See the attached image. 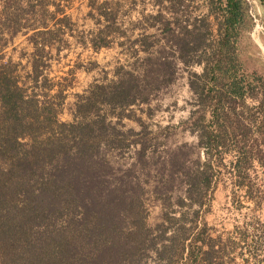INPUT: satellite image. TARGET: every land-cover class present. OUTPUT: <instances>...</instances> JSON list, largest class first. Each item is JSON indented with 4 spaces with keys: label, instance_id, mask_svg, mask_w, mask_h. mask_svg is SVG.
I'll return each instance as SVG.
<instances>
[{
    "label": "trees",
    "instance_id": "trees-1",
    "mask_svg": "<svg viewBox=\"0 0 264 264\" xmlns=\"http://www.w3.org/2000/svg\"><path fill=\"white\" fill-rule=\"evenodd\" d=\"M94 1L88 3L89 14L110 22L91 39V47L97 51L108 46L114 14L107 10V0L99 5ZM209 1L210 11L219 15L218 39L211 51L206 55L204 33L197 34L194 46L189 38H181V45L180 39L171 44L179 46L181 62H193L202 68L188 81L196 105L184 121V128L199 137L207 157L204 168L197 172L202 177L203 190L194 195L198 179H192L186 192L189 204L196 199L199 208L204 206V199H211L209 194L214 188V174L209 169L224 165L225 152L236 153L232 168L244 179L249 178L254 160L264 167V75L249 69L239 45L240 37L252 23L249 5L246 0ZM256 2L264 13V0ZM50 4L58 8L51 0H37L36 13L43 9L48 12ZM174 23L166 19L165 31L172 33ZM184 29L185 34L193 32L188 25ZM45 34L35 28L29 36L33 51L24 63L22 55L17 60L5 58V44L0 43V264H136L149 253L154 255L155 264H173L186 251L190 257L192 251L187 249L185 237L179 235L189 229L182 216L168 211L161 216L162 221L149 226L141 211L143 188L107 182L106 169L112 166L101 154V145L109 144L107 135L115 126L105 116L86 119L96 94L104 95L102 101L111 107H119L120 117L128 106L139 100L147 102V93L138 97L141 90L137 74L121 69L108 86L91 85L93 90L84 102L74 103L73 120H62L67 86L50 82L45 74L48 65L44 57L53 46ZM38 36L40 41L35 39ZM197 50L202 52L197 59H186L189 52ZM162 63L172 64H157ZM153 78L157 82L159 75ZM247 97L257 98V112L262 117L260 121L251 120V125L241 119ZM135 120L143 125L141 118ZM246 131L259 136L254 146L249 144ZM132 144L139 145L137 140ZM138 153L144 159L145 146L141 144ZM238 185L249 191L245 181H238ZM258 191L263 198L264 176ZM199 210L194 214L201 219L202 233L207 222ZM170 230V243H164V234ZM155 231L158 235H154ZM199 249L208 263L213 244L203 241Z\"/></svg>",
    "mask_w": 264,
    "mask_h": 264
},
{
    "label": "rangeland",
    "instance_id": "rangeland-1",
    "mask_svg": "<svg viewBox=\"0 0 264 264\" xmlns=\"http://www.w3.org/2000/svg\"><path fill=\"white\" fill-rule=\"evenodd\" d=\"M53 1L58 5L57 9L50 6L48 12L43 9L40 14H35L30 0H16V4L8 9L7 0H0V43L5 44L2 50L5 58L17 60L22 55L24 63L33 51L29 36L35 28L46 32L44 37L53 46L44 57L48 65L45 74L50 82L67 86L60 114L66 121L73 120L74 103L84 102V97L92 92L91 88L93 90L91 85L108 86L117 79L116 71H134L141 90L138 97L147 93V102L139 100L128 106L120 117L119 107H111L102 101L104 95L96 94L93 108L86 115V119L105 116L115 126L107 135L109 144L101 145V154L112 166L106 169L107 182L143 188L141 211L149 226L162 221L161 216L168 211L183 217V224L189 229L179 235L185 237L192 255L189 257L186 251L181 260H175L173 264H264V197L260 198L262 194L258 191V187H262L263 166L254 160L248 170L249 178L239 177L232 168L236 153L230 150L223 155L224 165L209 169L215 181L209 194L211 199L202 200L204 206L199 208L196 199L189 204L186 196L192 179H198L194 195L204 188L202 177L197 173L207 161L204 147L199 144L196 133L184 128V121L196 105L188 81L193 80L192 73H200L202 68L193 62H181L179 46L171 44L180 39L181 45V38H189L190 45L194 46L198 43L197 34L204 33L206 55L211 51L218 39L219 15L217 11H210V1L107 0V10L114 14L113 31L107 37L108 46L97 51L92 49L91 39L110 22L89 14L91 0ZM102 1L105 0H95L94 4L99 5ZM257 6L259 25L252 20L251 26L240 37L239 45L249 69L264 75V13ZM166 19L175 21L172 33L164 29ZM185 25L193 29L191 35L185 34ZM20 26L24 27L14 34ZM35 39L40 41L41 36ZM201 54V50H197L185 57L191 61ZM159 61L172 64L158 65ZM157 75L159 84L156 85L158 81L154 82L153 77ZM246 105L242 108L241 119L248 125L251 120L260 121L257 98L247 97ZM136 118H141L142 126ZM255 127L254 124L253 131ZM246 133L249 144L254 146L259 136L256 132ZM134 140L139 145L132 144ZM141 144L146 149L144 159H140L138 153ZM254 154L257 156L256 150H253ZM240 180L245 181L249 191L238 185ZM179 200L184 203L180 205ZM207 205L209 210L205 211ZM196 209H200L207 222V229L202 233L201 219L195 218ZM171 233L170 230L164 234V243H170ZM154 235H158V231ZM203 241L213 244L208 263L204 262V253L199 249ZM175 250L171 249L173 253ZM153 256L152 253L144 255L136 264H155Z\"/></svg>",
    "mask_w": 264,
    "mask_h": 264
},
{
    "label": "built area",
    "instance_id": "built-area-1",
    "mask_svg": "<svg viewBox=\"0 0 264 264\" xmlns=\"http://www.w3.org/2000/svg\"><path fill=\"white\" fill-rule=\"evenodd\" d=\"M248 2V11L250 16L252 17V20L256 23V26L259 25L258 23V15H259V9L257 6L256 0H246Z\"/></svg>",
    "mask_w": 264,
    "mask_h": 264
},
{
    "label": "crops",
    "instance_id": "crops-1",
    "mask_svg": "<svg viewBox=\"0 0 264 264\" xmlns=\"http://www.w3.org/2000/svg\"><path fill=\"white\" fill-rule=\"evenodd\" d=\"M15 1L16 0H7V5H6V9H8L9 7H10V5H15L16 3H15ZM31 1V6H32V8L34 9L35 8V14H37L36 13V7H35V5H36V3H37V0H30ZM53 1V0H52ZM53 2H55V1H53ZM56 4V3H55ZM57 5V4H56ZM50 6H55V5H53V4H50L49 6H48V8L50 7Z\"/></svg>",
    "mask_w": 264,
    "mask_h": 264
}]
</instances>
